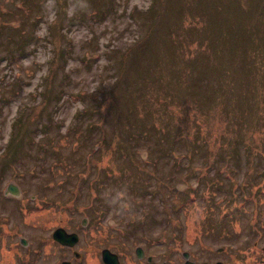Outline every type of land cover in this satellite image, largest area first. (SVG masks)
I'll use <instances>...</instances> for the list:
<instances>
[{"label": "rangeland", "instance_id": "374dc122", "mask_svg": "<svg viewBox=\"0 0 264 264\" xmlns=\"http://www.w3.org/2000/svg\"><path fill=\"white\" fill-rule=\"evenodd\" d=\"M169 1L0 0V190L89 264L264 244V0Z\"/></svg>", "mask_w": 264, "mask_h": 264}, {"label": "flooded vegetation", "instance_id": "af4514ba", "mask_svg": "<svg viewBox=\"0 0 264 264\" xmlns=\"http://www.w3.org/2000/svg\"><path fill=\"white\" fill-rule=\"evenodd\" d=\"M38 201L37 195L27 194L26 190H0V264H89V258L93 256L82 250L78 234L75 240L68 236L65 241L58 239L64 231L73 233L67 231L66 225L62 224L66 219L64 210L55 209L52 216L57 217L59 221L53 225L51 216L48 215L50 203L45 201L41 205ZM236 207L235 211L225 212L221 220L245 211L242 207ZM87 220L89 221V218ZM250 231L252 241L237 240V245L231 244L215 249L176 251L171 262L164 260L161 264H264V244L259 240L261 235L258 234L254 222L250 224ZM204 235L212 238V234ZM223 236L225 234H213V238ZM52 246L56 248V257L53 261L50 258ZM102 250L95 252L98 254L96 257L98 264H105L101 258ZM133 253L136 264L154 262L153 257L144 251L139 252L140 257L135 250ZM128 254L125 261L117 254V263L131 264L130 252Z\"/></svg>", "mask_w": 264, "mask_h": 264}, {"label": "water", "instance_id": "95a60500", "mask_svg": "<svg viewBox=\"0 0 264 264\" xmlns=\"http://www.w3.org/2000/svg\"><path fill=\"white\" fill-rule=\"evenodd\" d=\"M6 190H19L17 186L13 185V184H9L7 186ZM64 233V235H59L58 239L61 241H65L66 240V236H68L69 238L75 240L76 239V234L72 233V234H67ZM102 256H103V260L106 264H116V256L115 254H111L107 249H104L102 251Z\"/></svg>", "mask_w": 264, "mask_h": 264}, {"label": "trees", "instance_id": "16d2710c", "mask_svg": "<svg viewBox=\"0 0 264 264\" xmlns=\"http://www.w3.org/2000/svg\"><path fill=\"white\" fill-rule=\"evenodd\" d=\"M163 1H165V5L173 4V3L170 2V1H169V3H168V0H163ZM165 5H164V6H165ZM164 6H163L162 8H164ZM162 11H163V10H162ZM162 11H161V12H162ZM175 11H176V9H175L174 7H170V8H169V5H168L167 12L164 13V15H162V16L160 17V20H158V19H159L158 16H157L158 18L155 19V20H156V25H155V27H154V31H155V32H160V30H159V28H158V25L161 23V20H162L163 18H169L170 15H171V17H172ZM156 14H157V13H154V14H153V17H155Z\"/></svg>", "mask_w": 264, "mask_h": 264}, {"label": "bare ground", "instance_id": "6f19581e", "mask_svg": "<svg viewBox=\"0 0 264 264\" xmlns=\"http://www.w3.org/2000/svg\"><path fill=\"white\" fill-rule=\"evenodd\" d=\"M83 225H85V223H84V221H83ZM112 254V253H111ZM101 258H102V260H103V256H102V253H101ZM104 261V260H103ZM116 264H117V262H116Z\"/></svg>", "mask_w": 264, "mask_h": 264}]
</instances>
